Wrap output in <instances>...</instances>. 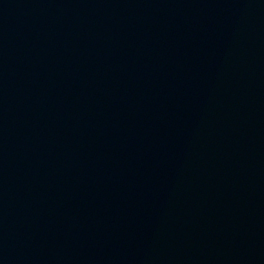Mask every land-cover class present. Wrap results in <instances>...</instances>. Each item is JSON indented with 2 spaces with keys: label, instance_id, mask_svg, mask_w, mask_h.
<instances>
[{
  "label": "water",
  "instance_id": "obj_1",
  "mask_svg": "<svg viewBox=\"0 0 264 264\" xmlns=\"http://www.w3.org/2000/svg\"><path fill=\"white\" fill-rule=\"evenodd\" d=\"M0 264H264V0H0Z\"/></svg>",
  "mask_w": 264,
  "mask_h": 264
}]
</instances>
